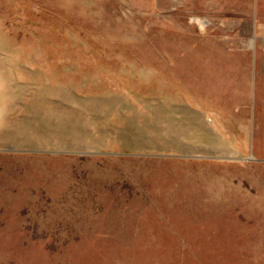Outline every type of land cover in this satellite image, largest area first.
Masks as SVG:
<instances>
[{
	"label": "rangeland",
	"instance_id": "rangeland-1",
	"mask_svg": "<svg viewBox=\"0 0 264 264\" xmlns=\"http://www.w3.org/2000/svg\"><path fill=\"white\" fill-rule=\"evenodd\" d=\"M0 264H264V0H0Z\"/></svg>",
	"mask_w": 264,
	"mask_h": 264
}]
</instances>
